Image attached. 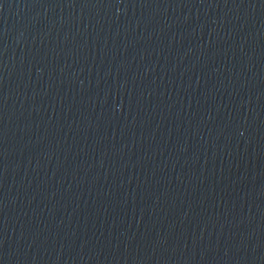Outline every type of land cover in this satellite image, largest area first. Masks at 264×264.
<instances>
[{
    "label": "water",
    "instance_id": "obj_1",
    "mask_svg": "<svg viewBox=\"0 0 264 264\" xmlns=\"http://www.w3.org/2000/svg\"><path fill=\"white\" fill-rule=\"evenodd\" d=\"M0 264H264V0H0Z\"/></svg>",
    "mask_w": 264,
    "mask_h": 264
}]
</instances>
